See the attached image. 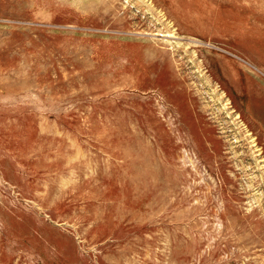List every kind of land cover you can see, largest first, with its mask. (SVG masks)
Returning a JSON list of instances; mask_svg holds the SVG:
<instances>
[{"label":"rangeland","instance_id":"1","mask_svg":"<svg viewBox=\"0 0 264 264\" xmlns=\"http://www.w3.org/2000/svg\"><path fill=\"white\" fill-rule=\"evenodd\" d=\"M0 264H264V0H0Z\"/></svg>","mask_w":264,"mask_h":264},{"label":"bare ground","instance_id":"2","mask_svg":"<svg viewBox=\"0 0 264 264\" xmlns=\"http://www.w3.org/2000/svg\"><path fill=\"white\" fill-rule=\"evenodd\" d=\"M165 36H166V37H172V35H170V34H166Z\"/></svg>","mask_w":264,"mask_h":264}]
</instances>
